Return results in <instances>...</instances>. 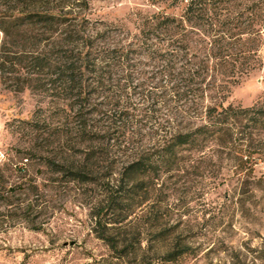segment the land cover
I'll return each mask as SVG.
<instances>
[{
  "label": "trees",
  "instance_id": "1",
  "mask_svg": "<svg viewBox=\"0 0 264 264\" xmlns=\"http://www.w3.org/2000/svg\"><path fill=\"white\" fill-rule=\"evenodd\" d=\"M139 1L112 21H92L90 0L0 4L12 10L0 12L1 81L18 75L23 90H40L57 104L49 110L58 119L48 126L61 129L53 133L58 147L60 132L77 123L82 160L55 157L40 166L86 184L116 174L114 186L107 183V203L122 206V217L113 225L148 202L161 188L159 177L209 154L212 146L214 154L236 153L241 171L248 167L254 177L264 163V144L255 145L254 133H247L264 127V105L229 101L244 80L264 71V0ZM93 96L94 131L83 112ZM162 110L167 113L159 116ZM21 159L28 166L34 161L30 153ZM115 160L123 162L115 168ZM12 178L17 182L10 184ZM38 190L27 168L9 162L0 168V209L11 208L14 196ZM158 232L171 248L155 258L174 262L188 254L172 233ZM98 238L119 261L153 264L143 240L137 239L140 253L134 254L132 244L118 248L112 236Z\"/></svg>",
  "mask_w": 264,
  "mask_h": 264
},
{
  "label": "rangeland",
  "instance_id": "2",
  "mask_svg": "<svg viewBox=\"0 0 264 264\" xmlns=\"http://www.w3.org/2000/svg\"><path fill=\"white\" fill-rule=\"evenodd\" d=\"M4 1L10 0H0V4ZM138 1L90 0L89 17L112 21ZM11 11L0 6V12ZM261 55L264 59V47ZM17 77L0 79V168L7 162L27 168L39 194L16 195L11 208L0 209V264H127L113 257L100 235L112 236L118 248L124 242L132 244L134 254L140 253L137 239L143 240L141 247L148 248L153 264L264 263L263 162L254 177L248 167L241 171L236 153L227 149L214 154L212 146L209 154L195 155L180 170L159 177L156 184L161 188L150 193L146 204L123 223L110 224L122 217V206L107 203L108 187L114 186L116 174L101 178L99 185L86 184L40 166L42 159L55 157L82 160L75 148L77 123L69 124V130L63 128L58 147L53 133L61 129L48 126L58 119L49 110L57 104L50 103L40 90H23ZM133 101L142 105L138 99ZM229 101L244 108L264 105V71L244 80ZM89 102L83 112L94 131V96ZM166 113L162 110L159 116ZM247 131L254 133L255 145L264 144V127ZM25 153L34 158L30 166L21 159ZM115 161V168L123 162ZM15 182L10 179V184ZM161 230L172 233L188 254L174 262L155 258L154 253L171 248L161 242Z\"/></svg>",
  "mask_w": 264,
  "mask_h": 264
}]
</instances>
